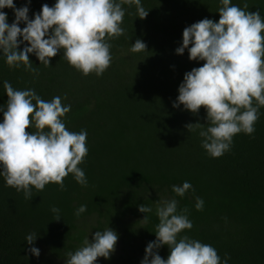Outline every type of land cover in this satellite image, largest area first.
<instances>
[{
  "label": "trees",
  "instance_id": "1",
  "mask_svg": "<svg viewBox=\"0 0 264 264\" xmlns=\"http://www.w3.org/2000/svg\"><path fill=\"white\" fill-rule=\"evenodd\" d=\"M56 2L14 0L17 8L29 7L31 19L43 4L51 7ZM245 2L247 11L259 10L264 18V0H232L240 8ZM141 5L149 11L145 19L138 17L135 4L123 5L121 26L126 32L109 41L112 61L101 76L83 75L63 58V50L47 67L30 53L35 74L23 66L9 67L0 53V107L6 110L8 101L4 81L17 90L34 89L46 101L60 96L64 105H71L62 117L66 128L86 130L88 148L78 165L87 186L70 173L64 190L55 183L43 191L32 187V196L26 199L23 191L8 186L0 176V264H66L68 252L109 227L119 236L116 250L110 259L99 257L96 264H141L148 243L156 240V202L161 198L176 199L178 210L189 209L193 227L180 237L211 245L221 262L230 257L228 264H264V107L259 109L255 132L236 134L230 151L219 158L202 147L198 131L185 127L207 124V110L201 107L197 115L183 105L173 107L185 73L205 63L190 60L187 49L183 55L176 53L183 30L204 18L218 22L222 4L220 0H141ZM0 11L7 13L9 24L15 21L13 9ZM137 39L147 50L130 51ZM185 181L194 191L179 197L172 186ZM196 197L204 201L202 211L195 207ZM141 204L152 212L141 213ZM81 205L87 210L77 217ZM53 207L60 210L59 221ZM32 233L37 240L29 245L25 238ZM31 247L40 249L39 257L29 251ZM159 254L166 260L169 247L162 246Z\"/></svg>",
  "mask_w": 264,
  "mask_h": 264
},
{
  "label": "clouds",
  "instance_id": "2",
  "mask_svg": "<svg viewBox=\"0 0 264 264\" xmlns=\"http://www.w3.org/2000/svg\"><path fill=\"white\" fill-rule=\"evenodd\" d=\"M220 3L218 22L204 18L183 30L182 46L176 53L183 55L187 49L190 60L205 63L185 73L173 103V107L183 105L197 115L201 107L207 110V124L196 122L185 127L192 133L198 131L202 147L213 158L230 151L236 134H253L259 109L264 107V18L259 10L247 11L246 2L243 8L232 0ZM124 4H135L140 19L149 14L141 0H57L51 7L43 4L31 19L28 6L17 8L14 0H0V10L11 8L15 13V21L9 24L7 13L0 11V53L9 67L23 66L35 74L30 53L47 67L63 50V58L83 75L94 72L101 76L112 61L109 41L126 32L121 26ZM21 23L26 26L21 28ZM21 44L25 45L23 50ZM144 50L147 45L140 39L130 49L134 53ZM3 88L8 101L6 110L0 107V176L6 184L23 191L26 199L31 198L32 187L43 191L47 184L55 183L64 190V179L70 173L87 186L85 172L78 167L88 154L87 131H69L62 120L71 105H64L60 96L46 101L34 89L17 90L8 81L3 82ZM31 128L36 131L29 132ZM189 190L194 191L187 181L172 186L179 197ZM203 206V199L196 197V209L202 211ZM86 210L87 206L81 205L75 214L79 217ZM51 211L59 221L60 210L53 207ZM139 211L150 213L152 208L141 204ZM188 213L187 207L178 210L174 198L156 202V240L148 243L141 264H228L230 257L221 262L211 245L179 236L193 227ZM143 221H148L147 215ZM25 239L32 245L37 235L32 233ZM118 239L110 227L96 231L92 240L85 238L79 249L66 254V264H96L99 257L110 259ZM164 245L170 249L166 260L159 254ZM29 251L36 257L41 254L37 247Z\"/></svg>",
  "mask_w": 264,
  "mask_h": 264
}]
</instances>
